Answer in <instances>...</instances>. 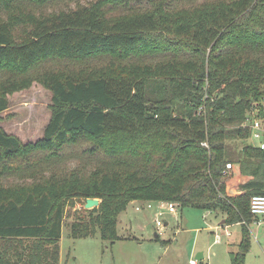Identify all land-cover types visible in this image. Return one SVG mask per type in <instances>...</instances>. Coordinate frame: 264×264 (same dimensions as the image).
Instances as JSON below:
<instances>
[{
	"label": "trees",
	"instance_id": "obj_1",
	"mask_svg": "<svg viewBox=\"0 0 264 264\" xmlns=\"http://www.w3.org/2000/svg\"><path fill=\"white\" fill-rule=\"evenodd\" d=\"M98 56L103 66L32 70ZM35 83L52 94L43 136L0 124V264H61L69 197L100 199L72 237L110 243L135 200L223 213L243 234L228 264H246L251 198L264 194V146L245 125L264 106V0H0V113ZM81 144L88 170L67 165Z\"/></svg>",
	"mask_w": 264,
	"mask_h": 264
},
{
	"label": "rangeland",
	"instance_id": "obj_2",
	"mask_svg": "<svg viewBox=\"0 0 264 264\" xmlns=\"http://www.w3.org/2000/svg\"><path fill=\"white\" fill-rule=\"evenodd\" d=\"M106 61L107 56L88 58L80 63L47 59L35 65L32 70L92 68L103 66ZM35 74L30 73V75ZM51 96V92L38 83L33 84L29 89L12 94L10 107L0 113L2 117L0 124L7 132L18 135L24 142L36 141L43 136L44 128L50 120ZM247 115L245 125L251 129V135L246 141L262 147L264 106L256 101L253 102L247 110ZM255 120L261 123L263 132L261 137H254L251 123ZM240 142V139L232 142L235 149ZM84 147L85 144H81L65 150V155H75L67 162L68 166L85 165L86 170L90 169L91 159L81 156ZM39 157L36 156L33 160ZM99 158L103 157L99 156ZM31 180L32 178L20 179L10 176L5 183H27ZM85 202V198L79 197L66 199L65 220L59 241L61 264H191L192 259L197 260L198 264H228L231 260L230 253L239 249L243 236L241 225L225 224L223 213L192 207H179L178 214L165 211L162 219L169 225L161 232L157 227L153 210L137 209L141 203L135 200L130 202L127 209L119 216L120 238L115 242L103 240L99 231L88 237L73 238L71 223L79 216L87 217L89 213ZM250 227L251 249L247 254L246 264H264V219L256 220L255 217ZM156 233L159 234L158 239ZM170 238H178V241L172 247H167L163 240ZM26 242L30 241L26 240ZM198 253H203L204 258L198 259Z\"/></svg>",
	"mask_w": 264,
	"mask_h": 264
},
{
	"label": "built area",
	"instance_id": "obj_3",
	"mask_svg": "<svg viewBox=\"0 0 264 264\" xmlns=\"http://www.w3.org/2000/svg\"><path fill=\"white\" fill-rule=\"evenodd\" d=\"M254 130V137H261L263 132L261 129V123L255 120L251 123ZM203 145L208 146V142H202ZM264 146V145H263ZM262 146V147H263ZM233 168L232 162L227 163L226 169L230 170ZM179 203L174 201H145L143 204L137 206V209L142 210L143 208L155 209L156 224L158 229L162 232L165 228V222L162 217L166 212L178 214ZM250 209L252 214L258 219H264V194H255L251 198ZM229 234V232L227 231ZM191 264H198L197 260H190Z\"/></svg>",
	"mask_w": 264,
	"mask_h": 264
},
{
	"label": "crops",
	"instance_id": "obj_4",
	"mask_svg": "<svg viewBox=\"0 0 264 264\" xmlns=\"http://www.w3.org/2000/svg\"><path fill=\"white\" fill-rule=\"evenodd\" d=\"M228 192H229V194H231V195H237L240 191H239V189L237 188V187H228ZM139 203H141V204H143V202H141V201H139ZM147 209V208H146ZM145 209V210H146ZM149 209V208H148ZM151 210H153V212L155 213V209H151ZM173 214V213H172ZM224 221V220H223ZM165 225H166V227L169 225V223L168 222H165ZM166 229V228H165ZM157 234V236L159 235L158 233H156ZM178 241V238H170V239H168V240H163V242H165L166 244H167V247H172V245L175 243V242H177ZM200 255H202V258L201 259H203L204 258V256H203V253H198V256H200ZM197 256V257H198ZM199 259V258H198ZM200 259V260H201Z\"/></svg>",
	"mask_w": 264,
	"mask_h": 264
},
{
	"label": "water",
	"instance_id": "obj_5",
	"mask_svg": "<svg viewBox=\"0 0 264 264\" xmlns=\"http://www.w3.org/2000/svg\"><path fill=\"white\" fill-rule=\"evenodd\" d=\"M100 203V199L96 197H88L86 198L85 207L88 209L94 208L95 206H98ZM157 236V234H156ZM199 259L202 258V255L198 256Z\"/></svg>",
	"mask_w": 264,
	"mask_h": 264
}]
</instances>
